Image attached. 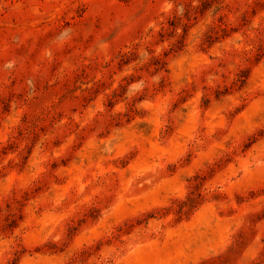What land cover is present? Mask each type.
<instances>
[{"label":"rangeland","instance_id":"rangeland-1","mask_svg":"<svg viewBox=\"0 0 264 264\" xmlns=\"http://www.w3.org/2000/svg\"><path fill=\"white\" fill-rule=\"evenodd\" d=\"M0 264H264V0H0Z\"/></svg>","mask_w":264,"mask_h":264}]
</instances>
